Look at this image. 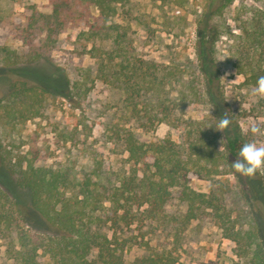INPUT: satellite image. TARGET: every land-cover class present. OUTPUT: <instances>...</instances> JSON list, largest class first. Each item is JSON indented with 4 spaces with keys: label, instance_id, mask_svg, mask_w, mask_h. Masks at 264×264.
Returning a JSON list of instances; mask_svg holds the SVG:
<instances>
[{
    "label": "trees",
    "instance_id": "obj_1",
    "mask_svg": "<svg viewBox=\"0 0 264 264\" xmlns=\"http://www.w3.org/2000/svg\"><path fill=\"white\" fill-rule=\"evenodd\" d=\"M128 1L50 0L51 12L32 10L26 27L28 33L45 32L49 38L71 17L85 19L87 30L83 33L90 38L109 39V48H97L92 42L90 52L96 58L97 76L122 90V105L128 117L144 129L159 121L178 126L179 140L165 137L143 142L131 128L112 124L115 139L123 145L130 164L128 169L119 171L110 187L92 180L90 174L79 176L65 165L37 166L33 158L24 154L2 152L0 164L12 175L17 187L29 192L30 199L27 212L13 202L23 223L14 232H10L15 227L13 212L0 204V264H41L37 258L39 249L50 255L53 264H185L171 250L155 248L147 242L142 254L129 262L125 260L128 241L119 237L118 225L142 223L143 217L160 224L173 245L180 242L191 219L210 217L221 235L234 243L239 264H264V249L253 218L242 221L222 201L229 187L216 181V187L201 191L189 184L192 177L223 174V167L238 159L241 146L248 143L246 138L235 125L230 124L220 133L215 123L202 128L199 121H179L174 117L179 102L168 96L167 86L172 80L187 88L191 84L182 81L183 70L178 67L133 53L128 27L112 20L118 7ZM231 1L221 0L215 11L220 12ZM82 5L94 8L95 14L83 12L78 8ZM211 15L212 10L197 13L196 42V68L206 79L205 92L209 96H213L209 85L216 79L214 74L219 67L213 55L217 31L209 23ZM234 36L233 65L244 74V84L256 87L257 79L264 76V8L253 7L241 24L240 33ZM46 92V86L28 84L25 79L7 80L6 94L0 96V124L12 127L40 116ZM178 95L184 98L185 90L180 88ZM260 100L264 105V99ZM219 134L221 140L217 139ZM173 191L186 205L179 215L163 211ZM32 227L42 231H31ZM93 251V257H89Z\"/></svg>",
    "mask_w": 264,
    "mask_h": 264
},
{
    "label": "rangeland",
    "instance_id": "obj_2",
    "mask_svg": "<svg viewBox=\"0 0 264 264\" xmlns=\"http://www.w3.org/2000/svg\"><path fill=\"white\" fill-rule=\"evenodd\" d=\"M220 2L129 0L118 7L112 20L128 27L135 55L183 70L182 81L190 82L191 88L174 80L166 88L168 96L179 102L173 111L175 118L179 121L190 118L206 128L212 123L217 126L227 116L231 126L235 125L247 142L264 146V135L245 131L252 123L264 128V105L252 95L255 87L244 84V74L233 65L234 35L240 33V26L253 7L264 8V0H232L216 12L214 8ZM78 8L85 13L96 12L91 6ZM202 9L212 10L209 23L217 31L213 55L219 67L214 74L216 79L209 85L213 96L206 94V79L196 68L197 13ZM32 10L51 12L50 0H0V96L6 94V81L10 79L21 78L28 84L47 88L40 116L12 127L0 124V154L7 151L13 156L24 154L33 158L37 166L65 165L79 176L90 174L92 180L110 187L119 171L128 169L130 164L123 145L115 139L112 124L131 128L143 142L165 137L179 140V127L164 121L148 129L139 126L123 108L122 90L97 76V62L90 47L93 42L97 48H109V39L90 38L83 33L87 30L85 19L75 16L49 38L45 32L28 33L26 23ZM12 61L15 63L9 64ZM180 88L186 92L181 99ZM221 138L219 134L217 139ZM219 140L216 144L222 150ZM222 173L211 178L192 177L189 184L196 190L207 191L216 187V181L224 182L229 190L222 201L242 221L253 218L264 249V168L252 178L236 173L231 164L223 167ZM172 195L163 211L179 215L186 205L177 197V191ZM29 199V192L17 187L12 175L0 164V204L14 215L15 227L10 232L23 225L13 202H18L19 208L27 212ZM157 224L143 217L142 223L118 225L119 237L128 241L126 261L142 254L147 242L152 247L171 250L185 264H239L233 252L234 243L221 235L210 217L191 219L175 245ZM93 255L94 251L89 257ZM37 258L41 264H53L50 255L42 249L38 250Z\"/></svg>",
    "mask_w": 264,
    "mask_h": 264
},
{
    "label": "clouds",
    "instance_id": "obj_3",
    "mask_svg": "<svg viewBox=\"0 0 264 264\" xmlns=\"http://www.w3.org/2000/svg\"><path fill=\"white\" fill-rule=\"evenodd\" d=\"M252 95L257 99H264V76L257 79ZM230 123V119L224 116L219 120L216 129L223 133ZM245 131L253 135H264V128L259 123H252ZM231 167L241 176L254 177L259 170L264 168V146H257L255 142L244 143L239 150L238 159L231 163Z\"/></svg>",
    "mask_w": 264,
    "mask_h": 264
}]
</instances>
